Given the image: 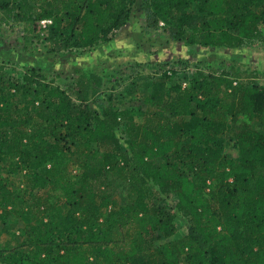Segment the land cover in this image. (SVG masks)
<instances>
[{"label": "trees", "instance_id": "obj_1", "mask_svg": "<svg viewBox=\"0 0 264 264\" xmlns=\"http://www.w3.org/2000/svg\"><path fill=\"white\" fill-rule=\"evenodd\" d=\"M135 2L0 0V20L16 13L23 49L45 30L46 48L60 53L109 41ZM142 9L177 41L264 42V0ZM177 74L164 70L149 95L100 112L89 105L105 84L95 72L61 88L0 65V233L15 221L28 247L0 246V264H264V80L240 82L246 74L232 68L198 71L184 86ZM179 216L189 222L182 238Z\"/></svg>", "mask_w": 264, "mask_h": 264}, {"label": "rangeland", "instance_id": "obj_2", "mask_svg": "<svg viewBox=\"0 0 264 264\" xmlns=\"http://www.w3.org/2000/svg\"><path fill=\"white\" fill-rule=\"evenodd\" d=\"M142 1L136 0L129 21L109 41L92 48L60 53L49 52L46 48L45 30L42 41L33 50L23 49L25 26L14 13L15 19L10 24L0 20V65L19 77L28 69H36L48 82L61 88L72 83L79 72H95L104 78L105 84L89 105L100 112L111 102L127 105L132 98L149 95L152 77L164 70H177L176 80H181L184 86H188L198 71L220 73L232 68L246 74L240 82L254 75L264 80V42L218 48L171 39L163 21L158 26L148 24ZM262 30L264 32V27ZM225 152L232 157L238 155L232 141L227 142ZM71 169L76 172L78 167L73 164ZM20 186L24 187V183ZM175 204L173 197L170 205ZM176 223V238H182L188 232L189 222L179 216ZM19 228L20 225L13 221L0 233L3 249L21 246ZM21 247L28 251V247Z\"/></svg>", "mask_w": 264, "mask_h": 264}, {"label": "built area", "instance_id": "obj_3", "mask_svg": "<svg viewBox=\"0 0 264 264\" xmlns=\"http://www.w3.org/2000/svg\"><path fill=\"white\" fill-rule=\"evenodd\" d=\"M41 23H42L43 26H46V25L52 23V21L49 20V19H45V20H42Z\"/></svg>", "mask_w": 264, "mask_h": 264}]
</instances>
